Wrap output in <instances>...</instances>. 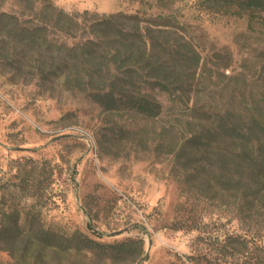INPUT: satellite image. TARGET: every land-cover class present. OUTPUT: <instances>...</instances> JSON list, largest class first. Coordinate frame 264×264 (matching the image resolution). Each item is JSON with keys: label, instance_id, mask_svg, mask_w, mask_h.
Instances as JSON below:
<instances>
[{"label": "rangeland", "instance_id": "374dc122", "mask_svg": "<svg viewBox=\"0 0 264 264\" xmlns=\"http://www.w3.org/2000/svg\"><path fill=\"white\" fill-rule=\"evenodd\" d=\"M46 1L75 15L163 9L148 0H0V10L42 24ZM174 8L204 66L189 92L145 88L160 102L155 117L104 110L60 68L40 72L51 51L35 58L0 31V264H264V197L186 183L175 163L197 99L202 117L264 106V27L197 0ZM80 35L47 29L57 45ZM53 53L60 67L63 54ZM238 164L226 163L228 175ZM41 231L57 236L49 244Z\"/></svg>", "mask_w": 264, "mask_h": 264}, {"label": "trees", "instance_id": "16d2710c", "mask_svg": "<svg viewBox=\"0 0 264 264\" xmlns=\"http://www.w3.org/2000/svg\"><path fill=\"white\" fill-rule=\"evenodd\" d=\"M148 1L150 6L163 9L150 16L122 11L100 15L88 9L75 15L46 1L38 6L40 9L34 4L37 14L43 9L50 12L46 11L48 16L42 19V24L33 20L27 24L15 13L0 10V31L35 58L45 56L44 50L51 51L38 67L40 72L58 73L56 68H60L59 74L68 84L77 83L104 110L127 108L155 117L160 102L145 88L173 94L189 92L204 60L177 19L174 6L182 0ZM197 3L215 13L247 16L251 29L257 25L264 27V0H197ZM50 25H60L67 34L80 33L81 38L72 45L67 42L57 45L47 36ZM46 43L50 47L45 48ZM55 51L63 54L60 60L64 63L60 67L53 62ZM100 78L101 85H94ZM255 103L243 104L238 111L215 109L202 117L203 106L196 100L192 107L194 119L190 122L194 127L175 155L178 171L185 174L184 182L236 190L249 202L264 197V106ZM229 161L240 166L231 175L226 170ZM55 236L51 231L40 232L41 240L49 244Z\"/></svg>", "mask_w": 264, "mask_h": 264}]
</instances>
